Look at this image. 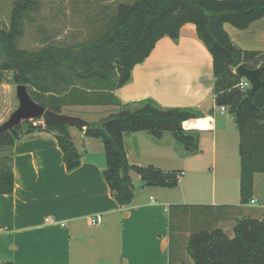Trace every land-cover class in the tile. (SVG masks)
Listing matches in <instances>:
<instances>
[{
	"label": "trees",
	"instance_id": "1",
	"mask_svg": "<svg viewBox=\"0 0 264 264\" xmlns=\"http://www.w3.org/2000/svg\"><path fill=\"white\" fill-rule=\"evenodd\" d=\"M35 1H16L9 27L0 26V83L1 73L11 72L13 84L25 85L32 100L56 113L69 106H119L117 112L81 129L103 145L106 167L102 176L118 205H128L133 199L132 172L139 175L142 187L164 188L176 187L182 173L129 163L124 134L145 132L158 139L169 132L185 154L198 152V131L184 129L183 122L202 117L200 111L162 107L150 98L121 103L114 95L115 89L129 82L132 68L150 54L155 43L164 36L176 41L186 23L195 26L212 57L215 105L234 116L239 133L240 203L250 202L254 174L264 173V86L250 98L249 88L240 89L242 78L235 69L239 65L263 67L259 78L264 83V52L241 50L223 25L247 28L264 17V0H132L120 3L105 28L90 39L70 45L51 43L30 51L18 48L16 40ZM37 120L0 131V194L13 191L12 146L25 134L52 133L66 170L79 167L82 153L72 141L70 127ZM239 209L228 204H168V264H264V213L260 218H237ZM232 219L235 225L229 237L218 223Z\"/></svg>",
	"mask_w": 264,
	"mask_h": 264
},
{
	"label": "crops",
	"instance_id": "2",
	"mask_svg": "<svg viewBox=\"0 0 264 264\" xmlns=\"http://www.w3.org/2000/svg\"><path fill=\"white\" fill-rule=\"evenodd\" d=\"M223 28L241 50L264 52V17L245 29L228 23ZM213 84L212 57L198 39L195 26L186 23L176 41L167 36L160 38L150 54L132 68L129 82L114 90L121 103L150 98L162 107L194 108L202 113L200 118L183 122L184 129L198 131L195 154L177 151L171 138L165 140V133L158 139L145 137V132L124 134L129 163H150L162 170H173L176 163L183 165L174 188L142 187L139 175L132 172L134 196L125 206L118 205L102 176L106 157L99 139L86 137L83 130L70 127L72 141L82 153L79 167L70 172L52 133L36 131L17 140L12 146L13 191L0 194V262L168 264V204L235 205L240 208L237 218L248 216L242 209L245 204L240 203L237 182L232 189L227 186L226 170L216 165L218 154L224 155L225 161L228 152L218 145V134L222 140H229V131L237 127L234 116L225 107L222 111L215 105ZM0 94L4 96L1 124L18 103L14 104L11 84L1 82ZM70 107L106 113L87 120L89 123L119 110L117 105ZM230 136L235 144L238 137L233 131ZM144 157L149 160L144 162ZM201 157L211 162L210 189L206 191L199 185H205L208 176L197 175L206 169ZM187 172L196 175L191 183L183 185ZM205 193L208 200L203 199ZM251 200L255 202L256 198ZM261 208L259 216L248 217L260 218L264 203ZM234 225V219L218 223L229 237Z\"/></svg>",
	"mask_w": 264,
	"mask_h": 264
},
{
	"label": "rangeland",
	"instance_id": "3",
	"mask_svg": "<svg viewBox=\"0 0 264 264\" xmlns=\"http://www.w3.org/2000/svg\"><path fill=\"white\" fill-rule=\"evenodd\" d=\"M16 1L18 0H0V26L2 28L7 29L9 27L10 16ZM131 1L132 0H36L32 9L27 12L23 19V34L16 40L17 47L34 51L51 43L57 45L81 43L90 39L105 28L109 20L116 13L117 6L120 3ZM1 75L3 79L2 82L4 84H11L13 101L14 104L17 105L18 101L15 96L16 85L11 82L12 73L2 72ZM3 100L4 96L0 94V108L2 106ZM97 111L92 110V108H71L70 106L63 108V113L80 116L83 119L92 121L106 116L105 112H101L100 110ZM35 123L44 124L41 119H38L35 121ZM232 131L238 137L235 141V144L230 136ZM232 131H229L228 133L229 140H222L218 134V145H222L228 150V152L225 157V161L223 158L224 155L222 156L218 154L216 165L218 168L222 167L224 170H226L227 178L225 179V183L227 186L232 189L234 187V181L237 182V191L239 194V133L237 129L234 128ZM144 135L145 137L152 139V136L147 134ZM165 135H167L165 136V140L168 138L173 140L177 151H184L183 147L172 138L171 133L166 132ZM201 158L204 159L201 161V164L203 168L206 167V169H204L203 173H198L197 175L208 176V178H205V180L203 179L206 181V184L199 185L200 187L204 186V190L206 191L207 189H210V169H208V167L210 166L211 162L210 160L206 161L205 157ZM144 159V162L149 160V158L146 157H144ZM173 165L177 166L176 168H178H174L173 170L180 171V168H182L181 166H183L179 163ZM218 168L216 170H218ZM234 169L237 173H235V176L233 175ZM195 175L196 174L187 172L184 176L183 185H185L187 182L191 183V181L194 180L193 178ZM253 180L255 185L253 197L256 198V201L254 203L249 202L247 205L245 204V206H242V209L244 214L256 217L259 216L262 210L261 205L264 203V173H255ZM138 183H140V181H138ZM185 189L187 191L188 187L186 186ZM207 195L208 193L204 194V200L209 199V196ZM183 252L182 243L181 253Z\"/></svg>",
	"mask_w": 264,
	"mask_h": 264
},
{
	"label": "water",
	"instance_id": "4",
	"mask_svg": "<svg viewBox=\"0 0 264 264\" xmlns=\"http://www.w3.org/2000/svg\"><path fill=\"white\" fill-rule=\"evenodd\" d=\"M263 67L248 69L243 65L236 67L237 75L250 84L248 96L253 97L254 92L263 87L264 83L259 78V73ZM15 96L18 101L17 107L9 114L8 118L0 124V131L10 130L25 120L41 119L44 124L66 125L76 129H85L89 122L79 116L66 113H56L49 108L38 104L28 94L26 86L18 84L15 86Z\"/></svg>",
	"mask_w": 264,
	"mask_h": 264
},
{
	"label": "built area",
	"instance_id": "5",
	"mask_svg": "<svg viewBox=\"0 0 264 264\" xmlns=\"http://www.w3.org/2000/svg\"><path fill=\"white\" fill-rule=\"evenodd\" d=\"M239 87H240V89H242V90H245V89H247V88H250V84H249V82L247 81V80H243L241 83H240V85H239ZM224 107H221V110L222 111H224ZM254 202V200H251V203H253ZM61 225H64V223H61Z\"/></svg>",
	"mask_w": 264,
	"mask_h": 264
}]
</instances>
